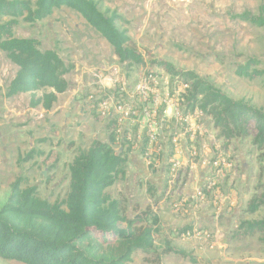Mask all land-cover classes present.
I'll use <instances>...</instances> for the list:
<instances>
[{"label": "rangeland", "instance_id": "obj_1", "mask_svg": "<svg viewBox=\"0 0 264 264\" xmlns=\"http://www.w3.org/2000/svg\"><path fill=\"white\" fill-rule=\"evenodd\" d=\"M94 1L124 19L143 63L121 64L67 8L35 23L18 20L15 37L38 40L72 70L50 111L32 109L28 94L5 97L16 67L0 52V206L16 180L50 204L64 202L73 159L111 135L127 162L125 178L107 194L139 228L158 219L153 251L135 252L130 264H264L262 237L243 228L264 216L262 208L250 211L262 192L264 151L252 134L227 140L209 116L189 111L183 80L160 65L193 73L264 114V77L236 75L249 64L264 69V27L237 19L264 14V0Z\"/></svg>", "mask_w": 264, "mask_h": 264}, {"label": "trees", "instance_id": "obj_2", "mask_svg": "<svg viewBox=\"0 0 264 264\" xmlns=\"http://www.w3.org/2000/svg\"><path fill=\"white\" fill-rule=\"evenodd\" d=\"M67 8L77 13L112 48L121 64L143 63L132 46L124 19L115 12L103 13L94 0H0V52L16 67L5 97L30 95L32 109L50 111L58 96L68 89L67 66L52 50H42L36 39L15 37L18 20L35 23ZM239 21L264 27V14H242ZM166 72L180 77L186 86L182 102L189 111L209 116L221 137L227 140L252 134L253 144L264 151V114L243 101H235L193 73L175 72L161 63ZM236 75L247 80L264 77V69L239 67ZM37 94H41L37 97ZM114 138L94 142L78 154L69 167V193L62 203L40 199L35 189L22 190L20 180L10 186L0 206V259L19 264H130L135 252L151 253L158 219L152 226L137 227L126 219L119 203L107 194L125 178L126 153H116ZM264 210V183L250 211ZM246 235L259 234L264 244V216L243 225Z\"/></svg>", "mask_w": 264, "mask_h": 264}, {"label": "built area", "instance_id": "obj_3", "mask_svg": "<svg viewBox=\"0 0 264 264\" xmlns=\"http://www.w3.org/2000/svg\"><path fill=\"white\" fill-rule=\"evenodd\" d=\"M152 82H154L153 80H152ZM186 87V86H185ZM139 90H141L142 92H143V94H147V92H149L148 91V88H147V86H146V83H142L141 85H140V87H139ZM201 113V112H200ZM202 114V113H201ZM119 141H122V139H118V138H116V143L117 142H119Z\"/></svg>", "mask_w": 264, "mask_h": 264}, {"label": "crops", "instance_id": "obj_4", "mask_svg": "<svg viewBox=\"0 0 264 264\" xmlns=\"http://www.w3.org/2000/svg\"><path fill=\"white\" fill-rule=\"evenodd\" d=\"M160 206H161V202H159Z\"/></svg>", "mask_w": 264, "mask_h": 264}]
</instances>
